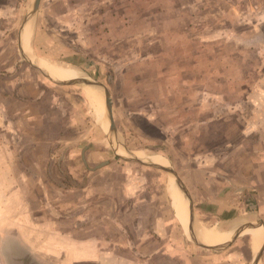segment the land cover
Returning a JSON list of instances; mask_svg holds the SVG:
<instances>
[{
	"label": "rangeland",
	"instance_id": "374dc122",
	"mask_svg": "<svg viewBox=\"0 0 264 264\" xmlns=\"http://www.w3.org/2000/svg\"><path fill=\"white\" fill-rule=\"evenodd\" d=\"M34 2L0 0V76H20L10 86L13 98H19V87L39 96L40 80L53 87L44 88L46 100L60 91V119L67 126L63 112L72 110L75 133H50L35 118L34 124L5 130L0 120V231L19 227L24 218L40 224L70 217L55 221L64 246L51 254L57 264H255L259 251L247 245L246 234L213 252L188 237L185 256L167 260L153 256L160 249L149 241L177 228L170 178L178 187L177 176L186 181L199 219L215 229L218 193L247 202V211L256 204L264 157L256 147L235 144L242 133H264V0H41L38 9ZM26 19L33 25L34 54L51 65L74 67L80 79L106 88L115 129L106 100L107 131L85 84L55 88L41 63L33 61L40 71L24 59L20 34ZM10 94L6 90L0 101L13 99ZM9 102L8 114L18 113ZM154 155L167 159L165 167L177 176L150 170L146 163ZM11 165L12 171L4 170ZM23 177L27 185H14ZM123 177L128 186L121 185ZM85 187L98 196L90 211L79 195L69 196ZM72 215L79 232L68 235ZM28 236L34 249L47 253L55 234L42 229Z\"/></svg>",
	"mask_w": 264,
	"mask_h": 264
},
{
	"label": "crops",
	"instance_id": "0c3cea01",
	"mask_svg": "<svg viewBox=\"0 0 264 264\" xmlns=\"http://www.w3.org/2000/svg\"><path fill=\"white\" fill-rule=\"evenodd\" d=\"M28 23H29V19H26L23 22L21 34H20L21 49H22V54H23L24 59H27V56L25 53V48L23 46V39L25 38V31H26ZM259 24L264 25V20L260 21ZM9 70L11 72L13 71L12 68ZM0 74H3V73H0ZM19 78H20V76L17 78H14V76L10 77V78L7 76H6V78H5V76H0V79H1L0 84L3 83L2 82L3 79H7L6 83H4V85H2V87L4 88V91H5L2 93V94H4V96H5L6 90H7L9 93H11L10 97L13 98L14 94L11 92L12 88L10 86H12V84H16V81L19 80ZM34 79H35V77H34ZM40 82H41V84H43V86L41 87L39 96H36L32 92L34 90H31L32 93L30 94V91H28V89H22L21 87H19V89L16 88V92H15V95H17V91H18L19 98L14 97L11 100H8L5 98L3 103H2V101H0V113H1L0 114V120L3 118L5 130L11 129V124H13L14 128H16L15 123H21L24 121L27 123L30 122V123L34 124L36 121L33 118H35L37 120V122H39L41 120V122L44 123L45 130L49 131L50 133H70L69 132L70 129H72L75 133L76 121H75L74 117L72 116V113H73L72 110L71 111L69 110L68 112H66V111L63 112V114H66L67 117L69 116L67 126H65L66 119H63V120L60 119V96H59L60 91H53V92H55V96L53 95L50 100H46L44 95H43L44 88L46 86H48L52 90L53 87L51 85H48V83L45 81L40 80ZM23 84H24V82H23ZM56 84H57V87H55V88H61V87L65 88L66 87V86H64V85L62 86L61 84H58V83H56ZM21 91L26 92L24 97H22ZM3 97H1L0 100ZM8 102H9V105H11V106L14 105L15 107H17V111H19L18 113H15L13 108H12V111L15 114L19 115V117L17 119L15 118V114H11V115L8 114V112H11L10 111L11 107H8ZM36 106L43 107V109L39 112V110H37L35 108ZM33 108L35 110L34 113H32ZM18 130H22V129L21 128L15 129L14 132L18 133ZM42 131H43V133H45L44 129ZM78 133H82V132H78ZM241 141L239 143L237 142L235 144L236 148H237V145H239L238 149H241L245 146L246 147H249V146L250 147H256V150H258V153H260L264 157V133H242V140ZM34 164H36V162ZM15 165H11L9 167L6 166L4 168V170L6 171V170L10 169L12 171V169L14 168ZM133 166H135V165H133ZM121 168L124 169L125 167L122 166ZM156 168H158V167L149 166V169L153 170V171L156 170ZM123 172L121 171L122 175H125ZM14 178H16V177H14ZM20 180H21L20 182L16 181V183L14 185H19V186L20 185L24 186V184L27 185L26 177L20 178ZM54 180L57 181L58 179H54ZM181 180L183 181L186 188L188 189V187L185 183L186 181L183 178ZM210 180L217 182L216 184L218 187H223L220 184V179L213 177V178H210ZM259 180L262 181V182H259L260 187L258 186L256 189L257 191L253 194L255 196V199H256V204H254V206H252V204H251L249 211H247V209H248L247 208V205H248L247 202H243V204H242L241 202H239V200L233 201L232 200V198H233L232 194L225 195V193H218V196L220 198L216 199V201H215V203L218 205V208H219V210L216 213V216H217L216 218L218 221L217 223L219 226V227H217V229L222 230V231H228L231 228H234V230L232 231L231 238L221 245L228 244V246H229L231 243L238 242L241 238L240 236L243 235L245 232V231L241 232L244 228H248V227L257 228V227H261V226L264 228V173L261 174V177L259 178ZM128 182H129V180L126 179V177L125 178L123 177L121 180V185L128 186V184H129ZM91 188L92 187H85L84 189H81L80 193H69V196H71L72 198L79 195V203L88 205V207L86 208V211H90V209H92L94 200L98 198L97 194H93L90 192ZM225 188L226 187L221 189V191L219 190V192H223V190H226ZM188 191H189V194L191 196L194 214H195V220H194V225H193L194 230L192 229V226L190 223L189 201L186 199L185 195L183 194L185 199H186V202L188 204V208H189L190 231L187 233L186 230L184 229L182 222L177 217V209H176L174 211V218H175V224H176L177 228H173L169 232L165 231L163 234H160V237L155 236L154 238H152V240L149 241L150 245L153 246L154 249H156V250L160 249L159 252L153 253L154 257H160V258L162 257L164 260H167L168 257H170V256H171L170 258H173L176 256L178 257L180 254H181L180 256L184 257L185 253L183 254L182 252H185L187 249L186 246L188 243V237H190L191 240L193 239L192 241L193 242L195 241V244L198 241V242L203 243L206 246H211V245H207L206 243H204L199 238L198 230H197V222L198 221L202 222L198 216L199 208H197V205L195 204V198H194V195H193L191 189L190 190L188 189ZM130 195L136 196L137 194L135 193V194H130ZM67 196H68V193H67ZM105 197H106V195H105ZM99 198H101L103 200V203L106 204L107 199L106 200L103 199L102 196H99ZM237 206H239L238 207V211H239L238 215L236 214L237 211H235V209L237 210ZM230 210H233L232 211L233 214H230V213L225 214V213L229 212ZM25 216H27V214H25ZM29 216H31V215H29ZM43 217H45V216H43ZM61 218L62 217L57 216L54 221H51L49 219H44L41 221L42 223L40 222V224H38L35 219H33V221H31V220L28 221L26 218H24V220L22 222L20 221L21 224L19 223V227H14L11 225L8 229H6L4 231H0V235H1L0 236V239H1V241H0V252H1V255L4 256V258L1 257L2 263L3 264H57V262L55 260H51L50 258L52 257V255H56L55 252L60 251L61 249H63L64 246L61 245L62 243L58 241L59 240L58 237L63 235V234H59L60 232H59V230H57V224L55 223V221H58V223H62L63 221H65L64 219L70 218V217H63L64 219H61ZM71 218H73L72 226H74V227L67 231L68 235L69 234H72V235L77 234V232H79L78 229H76V227H75V226L79 225L78 224L80 222L79 219H77V217L74 215H72ZM207 227H209V226H207ZM4 228H7V226H5ZM210 228H213V227H210ZM42 229H43V233H49L50 231H52L55 234V237L52 240H47V244L45 245V249L48 251L47 253L38 252L36 249H34L31 245V241L29 240V236H28L29 232L33 231L34 233H38V232H42ZM0 230H2V229H0ZM64 233H66V232H64ZM7 234L12 235V238L9 241H6V239H4V236H6ZM4 240L7 243H5ZM197 244H196L197 246H199L203 249L209 250V252H213L214 250H216L214 248L204 247V246L200 245L199 243H197ZM247 245L251 247V250L254 249L256 252H258L264 246V241H263L262 247L259 249H256L253 246L251 238L248 236ZM114 248L116 249L119 247L114 246ZM132 258H136V257L134 256ZM127 259H130V257ZM143 259H145V258H143ZM56 260L58 261L59 259L57 258ZM81 261L82 260H80V259H74V261L67 262V264H80ZM149 261L150 260L148 259V262ZM83 262H86V261H83ZM142 262H144L146 264L147 261H144V260L143 261H141V260L137 261L136 260L135 263H132V262L128 263L127 262L126 264H143ZM259 263L264 264V249L261 253ZM118 264H124V261L119 262Z\"/></svg>",
	"mask_w": 264,
	"mask_h": 264
},
{
	"label": "bare ground",
	"instance_id": "6f19581e",
	"mask_svg": "<svg viewBox=\"0 0 264 264\" xmlns=\"http://www.w3.org/2000/svg\"><path fill=\"white\" fill-rule=\"evenodd\" d=\"M33 35V25L32 21L29 20V23L27 24V28L25 31V38L23 39V46L25 48V53L27 58H29L31 61L41 63V65L44 67V69L54 78L59 81H76L81 78L80 72L78 69H75L74 67H66V66H59V65H51L45 61H43L40 57H38L36 54L33 53V51L30 48V42ZM84 92L88 98V100L91 102L93 107L97 110V113L103 118V127L104 130L106 129V120H105V95L102 88L92 86V85H84ZM138 156L141 158L145 157L141 153H138ZM150 159L158 163L160 165H168L167 159L160 155H154L151 156ZM173 190L172 195L173 199L175 200V205L177 209V217L182 222V225L184 226V229L188 233L190 231V225H189V208L188 204L186 202V199L181 192L180 188L175 184L174 178H170ZM197 230L199 238L206 243L207 245H221L228 241L232 236V231L234 228H231L228 231H222L215 228L207 227L204 223L198 221L197 222ZM244 234L249 236L252 240L253 246L256 249H259L263 245L264 241V228L257 227V228H248L245 230ZM261 264V263H259Z\"/></svg>",
	"mask_w": 264,
	"mask_h": 264
},
{
	"label": "water",
	"instance_id": "95a60500",
	"mask_svg": "<svg viewBox=\"0 0 264 264\" xmlns=\"http://www.w3.org/2000/svg\"><path fill=\"white\" fill-rule=\"evenodd\" d=\"M40 2H41V0H35V2H34V8L35 9H38ZM30 63L34 67L40 69L39 65H36L35 63H33V61H30ZM40 71H41V69H40ZM47 76L52 81H54L55 83H58V84H61V85L78 83V84L92 85V86H96V87L102 88L103 89V92H104V95H105V100H106L107 110H108V113H109V118H110V121H111V129H115V119H114V115H113L112 100H111V97L109 96L108 91L106 90V88L101 83L94 82V81H91L89 79H80V80H77V81H59L57 79H54L49 73H48ZM146 164H148L150 166H154V167H158V168L164 169L166 171H169V172L175 174V176H177V174L175 173V171L172 168L165 167V166L160 165V164L155 163V162H152V163L147 162ZM177 182H178V185H179L182 193L185 195L186 199L189 201L190 223H191V226H192V229H193L194 220H195V214H194V209H193V203H192V200H191V196H190L189 191L186 188L185 184L183 183V181L178 176H177ZM248 228H250V227H248ZM248 228H244L241 232L247 230ZM197 243H199L200 245H202L204 247L214 248V249L220 248L219 246H221V245L206 246L203 243L198 242V241H197ZM263 249H264V246L258 252V257H257V259L255 261V264H259L260 257H261V253H262Z\"/></svg>",
	"mask_w": 264,
	"mask_h": 264
}]
</instances>
